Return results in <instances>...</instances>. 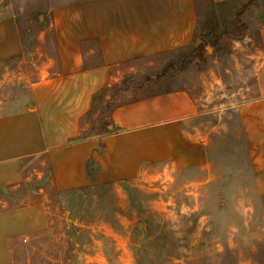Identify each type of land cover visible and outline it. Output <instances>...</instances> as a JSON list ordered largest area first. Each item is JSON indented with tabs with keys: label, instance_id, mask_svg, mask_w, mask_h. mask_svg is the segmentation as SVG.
Instances as JSON below:
<instances>
[{
	"label": "crops",
	"instance_id": "0c3cea01",
	"mask_svg": "<svg viewBox=\"0 0 264 264\" xmlns=\"http://www.w3.org/2000/svg\"><path fill=\"white\" fill-rule=\"evenodd\" d=\"M210 2V12L232 25L234 32L220 29H227L234 49L259 43L251 53L235 49L236 63L223 72L244 79L242 86L231 89L211 72L198 98L176 88L131 100L106 116L110 124L102 131L85 118L94 100L107 89L105 104L112 86L140 71L139 58L190 46L200 22L196 0H82L54 7L30 53L36 78L26 77V100L16 108L3 86L27 62L25 45L7 0H0V189L46 181L70 192L192 168L214 172L208 151L224 149L226 141L232 157L242 160V188L264 200V0ZM252 77L258 96L238 100ZM224 97L231 103L226 108L215 102ZM40 157L47 174L31 166ZM46 202L43 195L10 208L0 199V264H14V241L49 226ZM262 231L264 237V225Z\"/></svg>",
	"mask_w": 264,
	"mask_h": 264
},
{
	"label": "rangeland",
	"instance_id": "374dc122",
	"mask_svg": "<svg viewBox=\"0 0 264 264\" xmlns=\"http://www.w3.org/2000/svg\"><path fill=\"white\" fill-rule=\"evenodd\" d=\"M79 1H7L24 40L27 60L16 67L14 81L3 86L13 107L26 100V77L36 78L38 70L29 62L36 56L30 53L51 20L52 9ZM196 4L201 19L194 42L181 50L135 61L140 71L129 75L132 78L126 89L111 91L114 104L176 88H185L198 98L211 72L221 76L231 89L242 86L244 79L236 75L230 78L223 72L236 63L235 49L251 53L259 43L248 42L234 49L226 41L227 29H219L225 26L234 32L228 19H217L218 28L211 34V2L196 0ZM251 20L252 26L257 24V19ZM204 34L210 37L206 39ZM198 46L202 47L201 58L196 54ZM254 80H246L250 90L239 94L238 100L258 96ZM220 100L225 108L231 104L226 97L215 102ZM100 109L86 119L92 123V130L95 126L101 129L98 125L102 121L96 122ZM227 149L226 141L224 149H209L214 172L192 168L165 177L118 185L95 184L70 192L55 191L46 181H33L36 185L26 190V202L45 195L50 223L26 241L12 243L13 263L264 264V200L256 191L242 188V160L234 159ZM41 158L31 166L47 174Z\"/></svg>",
	"mask_w": 264,
	"mask_h": 264
},
{
	"label": "trees",
	"instance_id": "16d2710c",
	"mask_svg": "<svg viewBox=\"0 0 264 264\" xmlns=\"http://www.w3.org/2000/svg\"><path fill=\"white\" fill-rule=\"evenodd\" d=\"M208 15H209L211 23H212V27L210 29L211 34H214L215 30H217V28H218V24H216L217 16L213 13V11L209 12ZM199 26H200V22L198 24V28H199ZM204 35H205L206 39L210 37V36H207L206 34H204ZM218 37L221 38L222 35H219ZM181 49H184V48H181ZM181 49H178V50H181ZM196 51H197L196 54L198 55V57L201 58L203 56L202 55V47L198 46ZM130 78H132V77H129V76L126 77L120 85H114L110 88V90L115 91L117 93V92H120V91L126 89L128 87L127 82ZM106 91H107V89H106ZM106 91L105 90L103 91L102 97L96 98L94 100V104H93L90 112L85 117L86 119L89 116H91L97 109H100L97 107L103 102L104 95H105ZM113 97H115V96L112 95L111 98L105 103V106L100 109V113H101L100 115L101 116H99V121L100 122L102 121L101 122V130L102 131H107L108 125L110 124L108 121H105L106 116H108L116 107L127 103V102H121V103L114 104V98ZM137 99H139V98H137ZM137 99H134V100H137ZM32 185L34 186L36 184L34 182H29V183H23V184L19 185L18 187H12V186L2 187L0 189V199H4L5 201H7L10 208H16L18 206H22L26 203V197L27 198L29 197L27 195L26 190L28 189V187H31ZM37 233H39V232H37Z\"/></svg>",
	"mask_w": 264,
	"mask_h": 264
},
{
	"label": "built area",
	"instance_id": "2783aa9c",
	"mask_svg": "<svg viewBox=\"0 0 264 264\" xmlns=\"http://www.w3.org/2000/svg\"><path fill=\"white\" fill-rule=\"evenodd\" d=\"M27 239H24V241H26Z\"/></svg>",
	"mask_w": 264,
	"mask_h": 264
}]
</instances>
